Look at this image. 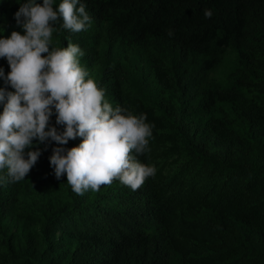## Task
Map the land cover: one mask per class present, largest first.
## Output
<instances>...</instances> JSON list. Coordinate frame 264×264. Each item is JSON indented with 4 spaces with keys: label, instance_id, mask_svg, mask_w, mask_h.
<instances>
[{
    "label": "trees",
    "instance_id": "trees-1",
    "mask_svg": "<svg viewBox=\"0 0 264 264\" xmlns=\"http://www.w3.org/2000/svg\"><path fill=\"white\" fill-rule=\"evenodd\" d=\"M24 2L0 0V38L25 34ZM80 3L91 26L58 21L52 43L79 45L105 99L146 114L139 159L156 175L78 195L50 165L56 142L34 139L28 176L0 182V264H264V0ZM0 68L11 71L6 58Z\"/></svg>",
    "mask_w": 264,
    "mask_h": 264
},
{
    "label": "clouds",
    "instance_id": "clouds-1",
    "mask_svg": "<svg viewBox=\"0 0 264 264\" xmlns=\"http://www.w3.org/2000/svg\"><path fill=\"white\" fill-rule=\"evenodd\" d=\"M212 10L205 9V18ZM17 25L25 34L12 31L0 38V58H6L11 71L0 77L7 87L0 88V182L15 183L28 176L41 155L32 149L54 141L50 165L57 180L65 176L67 184L78 195L99 191L118 179L123 185L138 190L156 167L139 157L149 153L153 126L146 114H134L127 107L116 106L105 99L89 72L81 66L84 52L79 45L54 46L56 23L79 33L91 26L92 19L80 0H62L54 8V0H26L15 13ZM173 33L170 31L169 36ZM47 54V55H44ZM56 126L49 127L52 115ZM82 138L78 146L64 147L70 140Z\"/></svg>",
    "mask_w": 264,
    "mask_h": 264
},
{
    "label": "rangeland",
    "instance_id": "rangeland-1",
    "mask_svg": "<svg viewBox=\"0 0 264 264\" xmlns=\"http://www.w3.org/2000/svg\"><path fill=\"white\" fill-rule=\"evenodd\" d=\"M44 55H47V54H44Z\"/></svg>",
    "mask_w": 264,
    "mask_h": 264
}]
</instances>
